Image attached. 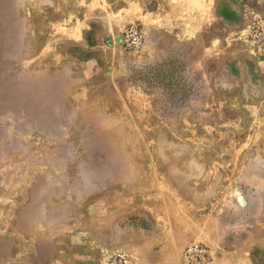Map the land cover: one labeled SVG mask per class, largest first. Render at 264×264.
Wrapping results in <instances>:
<instances>
[{"label": "rangeland", "instance_id": "rangeland-1", "mask_svg": "<svg viewBox=\"0 0 264 264\" xmlns=\"http://www.w3.org/2000/svg\"><path fill=\"white\" fill-rule=\"evenodd\" d=\"M181 217L184 264H264V0H0V264H132Z\"/></svg>", "mask_w": 264, "mask_h": 264}, {"label": "crops", "instance_id": "crops-1", "mask_svg": "<svg viewBox=\"0 0 264 264\" xmlns=\"http://www.w3.org/2000/svg\"><path fill=\"white\" fill-rule=\"evenodd\" d=\"M123 222V217L116 216ZM120 221H118L120 223ZM182 225L187 230L180 229H161L157 237L155 233L159 230H153L150 235L138 232L135 234H125L120 238V246L115 251L127 256L132 264H184L183 251L186 245L198 237L199 227L193 226L184 217H181ZM242 249L234 255L233 261L241 264H256L259 260L256 256L243 255ZM227 258H222L214 253L213 264H227Z\"/></svg>", "mask_w": 264, "mask_h": 264}, {"label": "built area", "instance_id": "built-area-1", "mask_svg": "<svg viewBox=\"0 0 264 264\" xmlns=\"http://www.w3.org/2000/svg\"><path fill=\"white\" fill-rule=\"evenodd\" d=\"M143 41V32L139 26H131L127 28L122 37L121 42L125 48L135 49L141 45ZM208 250L205 246L195 244L185 250L186 264H209ZM109 264H129L126 257L120 255L110 260Z\"/></svg>", "mask_w": 264, "mask_h": 264}]
</instances>
